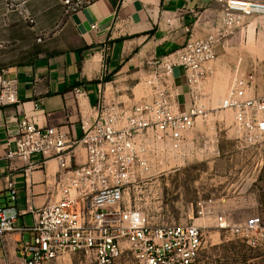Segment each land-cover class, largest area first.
Segmentation results:
<instances>
[{
  "label": "built area",
  "instance_id": "built-area-1",
  "mask_svg": "<svg viewBox=\"0 0 264 264\" xmlns=\"http://www.w3.org/2000/svg\"><path fill=\"white\" fill-rule=\"evenodd\" d=\"M14 9L26 0H3ZM78 7L82 0H63ZM264 16V2L228 1L222 12L224 25L236 24L243 17ZM220 35L190 37L176 51L151 64L145 84L149 99L133 104H105L102 95L95 106L96 115L82 117L80 135L68 137L60 127L38 126L26 115L18 117L15 149L6 158L29 161L40 156V163L57 162L60 198L33 210V224L18 222L14 182L6 177L9 201L0 204V238L10 232L27 230L31 238L19 248L21 264H64L70 255L91 257L96 264H111L124 250L135 264H201L202 228L193 222L152 224L138 207L131 206L125 193L149 168L147 140L180 149L185 134L204 113L195 87L212 76L210 63L216 57ZM175 68L183 70L190 88L188 108L179 104V91L173 83ZM264 66L255 64L246 71L234 70L218 109L233 117L235 138L253 144L264 138V87L259 77ZM264 86V84H262ZM0 102H18L12 82H2ZM86 150V162L74 165L77 146ZM29 166H33L29 163ZM64 182V183H63ZM213 200L196 202V215L212 212ZM219 231L238 234L252 249L264 251V219L247 218L241 224L218 215Z\"/></svg>",
  "mask_w": 264,
  "mask_h": 264
},
{
  "label": "crops",
  "instance_id": "crops-1",
  "mask_svg": "<svg viewBox=\"0 0 264 264\" xmlns=\"http://www.w3.org/2000/svg\"><path fill=\"white\" fill-rule=\"evenodd\" d=\"M228 1L82 0L73 8L63 0H26L8 9L0 0V88L3 81L12 82L18 99L13 104L0 102V204L9 201L6 177L14 182L18 222L24 227L33 224V210L60 198L56 161L40 163L39 155L29 161L6 158L7 150L15 149L20 115L78 137L81 118L96 115L100 95L109 105L149 99L145 80L153 69L151 62L178 50L190 35L217 32L215 25H224L222 12ZM256 21L244 17L232 33L220 37L209 65L212 76L194 88L202 95L201 103L214 101L203 95L213 91L220 77L224 80L219 92L224 95L237 67L244 71L253 60L264 59V41L255 35L264 32V23ZM172 79L179 104L188 108L190 88L183 70L175 68ZM160 144L164 143L153 142L154 150H160ZM85 150L81 145L75 148L74 165L86 162ZM30 238L27 230L0 238V264H21L19 248Z\"/></svg>",
  "mask_w": 264,
  "mask_h": 264
},
{
  "label": "rangeland",
  "instance_id": "rangeland-1",
  "mask_svg": "<svg viewBox=\"0 0 264 264\" xmlns=\"http://www.w3.org/2000/svg\"><path fill=\"white\" fill-rule=\"evenodd\" d=\"M251 17L259 19L256 24L264 23V16ZM234 26L215 25L214 33L223 38L224 32L227 36ZM255 35L264 41V32ZM255 64L264 66V59L253 60L251 66ZM222 78L212 85V92L203 95L214 101L204 105L206 112L185 134L180 149L160 144L161 149L154 150L149 138V168L138 183L129 186L125 198L154 225L183 222L199 225L203 232L201 264H264V251L252 249L238 234L216 227L219 214L234 224L252 216L264 219V138L253 144L235 138L231 112L218 109L226 93L219 92ZM259 78L262 88L264 74ZM208 199L213 200L212 212L199 219L195 204ZM63 261L96 264L85 255L66 256ZM111 264L135 263L128 250H124Z\"/></svg>",
  "mask_w": 264,
  "mask_h": 264
}]
</instances>
